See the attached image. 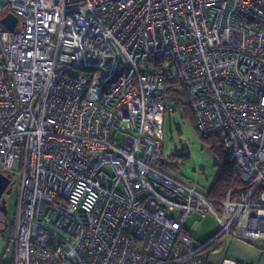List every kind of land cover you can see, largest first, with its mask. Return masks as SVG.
Instances as JSON below:
<instances>
[{
  "label": "built area",
  "instance_id": "1",
  "mask_svg": "<svg viewBox=\"0 0 264 264\" xmlns=\"http://www.w3.org/2000/svg\"><path fill=\"white\" fill-rule=\"evenodd\" d=\"M0 11L18 19L0 27V172L19 176L13 264H211L222 237L264 242V0H0ZM170 84L241 182L219 215L167 174ZM192 215L218 231L194 240Z\"/></svg>",
  "mask_w": 264,
  "mask_h": 264
},
{
  "label": "rangeland",
  "instance_id": "2",
  "mask_svg": "<svg viewBox=\"0 0 264 264\" xmlns=\"http://www.w3.org/2000/svg\"><path fill=\"white\" fill-rule=\"evenodd\" d=\"M2 15L3 12L0 11V17ZM0 27H2L1 24ZM142 68L151 69L149 65ZM163 70L168 72L169 67L164 65ZM75 72L88 75L84 71ZM165 98L167 109L164 113L162 129V158L167 163V174L184 185L196 186L201 193L209 194L219 178L221 160L212 149L211 140L203 138L197 130L192 111L188 106L185 87L170 86ZM183 153L186 158H182ZM10 176V185L0 200V264H13L14 258L13 253L8 250V243L15 234L19 186L17 170ZM216 211L219 215L218 209ZM183 228L190 237L203 243L215 235L219 225L212 215L205 217L192 215L186 219ZM229 238L222 237L217 245L211 247V258L213 251L215 257H221L224 254L223 249ZM216 246L219 248L216 249Z\"/></svg>",
  "mask_w": 264,
  "mask_h": 264
},
{
  "label": "trees",
  "instance_id": "3",
  "mask_svg": "<svg viewBox=\"0 0 264 264\" xmlns=\"http://www.w3.org/2000/svg\"><path fill=\"white\" fill-rule=\"evenodd\" d=\"M170 86H182L180 84H170ZM206 139L211 140L212 149L216 152L221 160V171L219 174V178L208 194V197L213 204L214 208L218 209L219 204L226 198L227 194L235 188L241 186V182L238 179L235 166L233 162L228 158L227 153L222 145V142L217 135H213L207 137ZM182 158H186L185 154L183 153ZM217 243V241L215 242ZM214 243V244H215ZM213 244V245H214Z\"/></svg>",
  "mask_w": 264,
  "mask_h": 264
},
{
  "label": "crops",
  "instance_id": "4",
  "mask_svg": "<svg viewBox=\"0 0 264 264\" xmlns=\"http://www.w3.org/2000/svg\"><path fill=\"white\" fill-rule=\"evenodd\" d=\"M220 239H218L217 242ZM214 245H217V243ZM217 248H219V246H216V249ZM223 252L224 254L221 255V257H215L213 251L211 264H229L233 261H239L246 264H264L263 241L248 243L241 239L230 237L226 240Z\"/></svg>",
  "mask_w": 264,
  "mask_h": 264
},
{
  "label": "water",
  "instance_id": "5",
  "mask_svg": "<svg viewBox=\"0 0 264 264\" xmlns=\"http://www.w3.org/2000/svg\"><path fill=\"white\" fill-rule=\"evenodd\" d=\"M18 19L12 13L7 14L6 17L0 20V24L3 25L7 30L13 31L17 25ZM163 162V160H162ZM10 175H6L0 172V200L10 185Z\"/></svg>",
  "mask_w": 264,
  "mask_h": 264
}]
</instances>
